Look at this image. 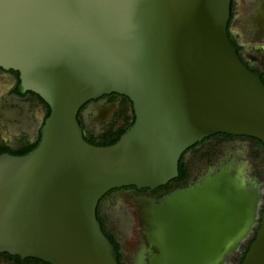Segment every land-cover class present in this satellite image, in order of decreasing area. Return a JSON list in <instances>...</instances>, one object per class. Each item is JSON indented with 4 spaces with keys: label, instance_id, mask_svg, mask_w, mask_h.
<instances>
[{
    "label": "water",
    "instance_id": "water-1",
    "mask_svg": "<svg viewBox=\"0 0 264 264\" xmlns=\"http://www.w3.org/2000/svg\"><path fill=\"white\" fill-rule=\"evenodd\" d=\"M232 0H0V66L50 106L39 145L0 154V252L51 264H120L98 218L111 190L156 189L217 133L264 144V82L229 33ZM133 102L115 144L85 139L83 107ZM233 161L157 202L141 197L150 264H264V182ZM263 212L260 215V211Z\"/></svg>",
    "mask_w": 264,
    "mask_h": 264
},
{
    "label": "flooded vegetation",
    "instance_id": "flooded-vegetation-1",
    "mask_svg": "<svg viewBox=\"0 0 264 264\" xmlns=\"http://www.w3.org/2000/svg\"><path fill=\"white\" fill-rule=\"evenodd\" d=\"M228 33L242 60L264 82V0H232ZM49 110L50 106L39 94L25 89L19 71L0 66V149H7L4 153L28 148L41 139ZM134 117L130 98L110 93L89 101L83 107L79 120L84 135L98 137L112 129L119 130ZM181 159L187 170L184 180L169 181V186L162 185L156 189L136 186L117 188L100 201V216L108 233L120 245L124 264H150V251L158 252L157 248L150 247L147 237V221L142 210L148 203L143 204L139 198H152L159 202L178 188L195 186L233 161L247 162L253 166L251 176L264 182V146L257 138L227 133L213 134L188 148ZM122 190H127L128 194L124 197L125 203L119 205L118 219L110 216L106 220L101 214L102 203L110 195ZM105 211L107 213V209ZM262 212L263 208L260 215ZM257 227L248 241L253 238ZM244 251L241 249L232 264L239 263ZM0 264L48 262L0 252Z\"/></svg>",
    "mask_w": 264,
    "mask_h": 264
},
{
    "label": "trees",
    "instance_id": "trees-1",
    "mask_svg": "<svg viewBox=\"0 0 264 264\" xmlns=\"http://www.w3.org/2000/svg\"><path fill=\"white\" fill-rule=\"evenodd\" d=\"M50 113H51V108L49 110L48 116L50 115ZM134 122H135V117L132 121H129L126 126L121 127L119 130L112 129V130L106 132L104 135H101L100 137H97V136L92 135V134H85L84 136H85V139L92 144L99 145V146H109V145H112V144H115L116 142H118V140L121 138V136L132 127ZM40 140L41 139H39L36 143H34L33 145H31L28 148L22 149L20 151H11V153L16 154V155L27 154V153L33 151L39 145ZM261 143L264 146L262 141H261ZM6 150L7 149H0V154L4 153ZM186 177H187V170L185 168L183 160L181 159L180 164H179V176L176 177L175 179L171 180L170 183H172V181L178 182V181L184 180ZM169 185L170 184H168V185L166 184L163 187H167ZM98 218L102 222L104 232L106 233V235H108L111 238L112 242L115 245V248H116L118 255H119V263L124 264L121 260L122 253L120 251V245L118 244V242H116V240L113 238V236L108 233L106 227L104 226L103 219L100 216V207L98 208ZM260 223H261V220H260ZM260 223H259V226L257 227V229L255 230L253 238L248 241L246 250L243 252L242 257H241L238 264H242V262L246 256V253L250 249V246L256 237V232H257L258 228L260 227ZM48 264H51V263H48Z\"/></svg>",
    "mask_w": 264,
    "mask_h": 264
},
{
    "label": "rangeland",
    "instance_id": "rangeland-1",
    "mask_svg": "<svg viewBox=\"0 0 264 264\" xmlns=\"http://www.w3.org/2000/svg\"><path fill=\"white\" fill-rule=\"evenodd\" d=\"M100 137V136H98ZM128 194L127 190L119 191L118 193H114L110 195L103 203L101 207V214L103 217L106 218V220L109 219V217H113L114 219L117 218V212L119 209V205L125 203V196ZM115 197L116 200H115ZM115 200V201H114ZM107 209V213L105 211ZM118 219V218H117Z\"/></svg>",
    "mask_w": 264,
    "mask_h": 264
}]
</instances>
